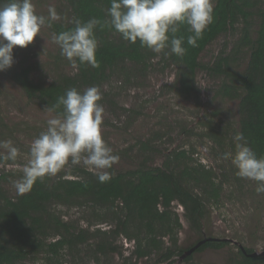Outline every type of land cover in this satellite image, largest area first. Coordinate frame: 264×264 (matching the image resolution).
<instances>
[{"label": "rangeland", "instance_id": "obj_1", "mask_svg": "<svg viewBox=\"0 0 264 264\" xmlns=\"http://www.w3.org/2000/svg\"><path fill=\"white\" fill-rule=\"evenodd\" d=\"M32 2L38 15L47 16L48 8L52 6L59 15L56 22L71 20L65 0ZM258 25V18L253 17L248 44L238 43L239 32L236 30L213 40L200 54V65L211 63L223 53L233 59L234 71L251 81L261 79L264 64L258 66L252 57ZM53 33L51 27L45 26L41 29V36L37 35L32 44L26 48L16 46L12 67L0 72V141L12 140L21 153L15 163L0 162V174L6 175L0 181V188L12 199L18 196L13 181L22 175L31 141L46 128L47 120L56 115L46 111V106L38 98H29L16 83L14 75L24 67H31L30 78L46 85L64 74L76 72V66L60 55L59 47L52 41ZM158 59L154 57L144 69L126 61L109 73L98 87L102 95L99 103L105 109L102 136L113 153L119 156L118 162L107 171L123 172L143 163L148 167L169 165L173 168L176 163L169 156L174 151L184 150L193 164L198 162L212 170L218 196L212 197L205 186L194 188L204 199L200 231L189 228L183 209L173 203L171 211L177 212L182 226L175 230V241L171 240V234L161 235L163 250L170 246L181 252L174 257L173 264H239V250L250 249L264 254V193L255 191L257 182L237 176L231 160L222 156L234 152L235 135L241 133L243 125L255 119L254 108L246 99L244 88L237 82V97L220 96L217 89L228 79L199 67L193 78L195 90L183 96L174 88L176 67L173 64L163 66ZM143 144L147 145L146 149ZM72 166L69 164L56 175ZM75 166L87 169L83 165ZM56 175L47 179L52 181ZM48 209L67 221L71 231L78 227L91 231L109 229L115 224L109 208L95 206L85 199L68 205L52 202ZM48 228L51 233L50 225ZM50 238L49 235L47 239ZM144 238V232H138L131 239L122 235L115 238L113 245L120 253L94 256L89 249L92 245L82 244L78 246L79 250H62L51 262L40 252L21 264H167L158 262L161 250L148 257L131 255L134 242L140 241L144 245ZM204 238L224 240L226 245L187 252ZM183 256H190L189 261L185 262Z\"/></svg>", "mask_w": 264, "mask_h": 264}, {"label": "trees", "instance_id": "obj_2", "mask_svg": "<svg viewBox=\"0 0 264 264\" xmlns=\"http://www.w3.org/2000/svg\"><path fill=\"white\" fill-rule=\"evenodd\" d=\"M70 8L71 20L67 23L53 21L51 28L54 33L73 27V20L87 21L98 18L103 22L107 19L106 12L110 0H65ZM3 2V0H0ZM214 19L201 38L193 47L187 43L191 33L187 26L182 25L178 36L184 37L182 56L154 53L142 48L137 43L125 41L114 29L97 27L96 37L98 48L96 59L98 67L76 65L73 75H62L49 84H40L30 78L31 67H24L14 75L16 83L29 98H38L46 107L56 103L57 98L67 89L84 87H99L115 68L126 61L146 68L154 57L163 66L173 64L176 67L174 88L178 94L189 95L195 90L193 83L197 68H205L209 73L222 74L227 82L217 89V94L223 97H237V82L245 90L246 99L255 111L253 122L243 125L241 133L257 156H264V76L256 81L233 70L228 55L220 53L209 64L200 65L199 56L213 40L229 31H238V43L248 44V32L253 17L258 18L257 39L253 50V58L258 66L264 64V0H215ZM240 25L239 28L237 26ZM164 51H168L165 49ZM56 114V112H54ZM143 144V149H146ZM175 162L173 168L166 166H140L119 172H109L110 180L105 183L98 181L97 175L88 169L72 166L69 170L48 180L45 176L38 179L30 192L15 199L9 197L0 188V264H21L27 258L43 252L46 260L57 258L62 250L69 252L79 250L82 244L92 245L89 249L95 255L120 253L113 240L119 236L131 239L138 232H144L146 241L134 242V253L137 257H148L152 252L159 254V263L173 264L174 257L181 254L179 250L166 247L163 250L162 234H171L174 239L175 230L182 225L175 211H171L173 203L183 210L184 220L190 229L201 230L204 218V199L195 191V187L205 186L212 197L218 196V185L214 173L201 163L193 164L184 150L174 151L169 156ZM190 161V162H189ZM181 163V165H179ZM6 175L0 174V181ZM85 199L91 204L102 205L111 210L115 224L109 229L78 227L70 230V225L60 216L49 212L52 202L68 205ZM50 225L52 232L48 230ZM50 235V239H47ZM53 235L56 236L53 238ZM91 240H94L92 243ZM175 241V239L173 240ZM226 245L224 240L208 239L197 248L201 252L206 248H219ZM250 249L239 250V264H264V254L251 255ZM186 256L184 261H189Z\"/></svg>", "mask_w": 264, "mask_h": 264}, {"label": "clouds", "instance_id": "obj_3", "mask_svg": "<svg viewBox=\"0 0 264 264\" xmlns=\"http://www.w3.org/2000/svg\"><path fill=\"white\" fill-rule=\"evenodd\" d=\"M106 16L103 22L95 17L87 21L74 19L73 27L53 33L52 41L59 47L60 55L73 66L98 67L96 29L108 27L125 41H139L142 48L154 53L182 56L184 37L177 35L181 26H187L191 33L187 43L195 47L214 19V6L213 0H110ZM57 19L59 15L52 6L47 16L38 15L32 0L0 2V72L12 67L16 46L26 48L37 35L41 36L43 27H51ZM101 99L96 86L83 91L73 87L46 107V111L56 115L47 120L46 128L30 143L22 175L13 181L17 195L30 192L38 179L54 176L69 164L83 165L97 175L100 183L110 180L107 170L118 162L119 156L102 136L105 109L99 103ZM234 145V152L222 154L223 159H230L236 175L257 182L255 191L264 193V156H257L242 133L235 135ZM0 149V162L15 163L21 155L10 139L0 141Z\"/></svg>", "mask_w": 264, "mask_h": 264}, {"label": "water", "instance_id": "obj_4", "mask_svg": "<svg viewBox=\"0 0 264 264\" xmlns=\"http://www.w3.org/2000/svg\"><path fill=\"white\" fill-rule=\"evenodd\" d=\"M205 240H208V239H207V238H204V239L198 241V242H197L194 246H192L187 252L190 253V252L196 250V248H197L202 242H204ZM261 254H263V253H261ZM251 255L255 256V255H257V253L253 252V253H251ZM184 257H185V256H183V258H184Z\"/></svg>", "mask_w": 264, "mask_h": 264}]
</instances>
